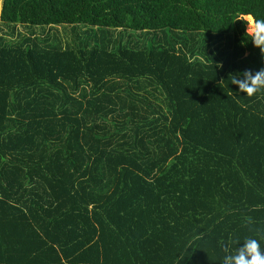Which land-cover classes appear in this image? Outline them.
<instances>
[{
	"label": "trees",
	"instance_id": "obj_1",
	"mask_svg": "<svg viewBox=\"0 0 264 264\" xmlns=\"http://www.w3.org/2000/svg\"><path fill=\"white\" fill-rule=\"evenodd\" d=\"M1 2L0 264H221L264 229V93L231 83L264 0Z\"/></svg>",
	"mask_w": 264,
	"mask_h": 264
},
{
	"label": "clouds",
	"instance_id": "obj_2",
	"mask_svg": "<svg viewBox=\"0 0 264 264\" xmlns=\"http://www.w3.org/2000/svg\"><path fill=\"white\" fill-rule=\"evenodd\" d=\"M237 20L246 23L247 37H251L254 46L261 50L264 54V18H257L252 13L241 15ZM243 78H239L240 76ZM231 83L238 85L239 91L247 94L248 97L256 96L258 93H264V69L256 71L244 70L243 73L232 75ZM255 220L251 216L244 218V226L254 235L245 237L242 246H236L233 251L231 242L224 245L225 255L221 260V264H264V248H262L260 239H264V229L255 227ZM257 236L259 239H257ZM241 240L235 241L236 245Z\"/></svg>",
	"mask_w": 264,
	"mask_h": 264
},
{
	"label": "rangeland",
	"instance_id": "obj_3",
	"mask_svg": "<svg viewBox=\"0 0 264 264\" xmlns=\"http://www.w3.org/2000/svg\"><path fill=\"white\" fill-rule=\"evenodd\" d=\"M1 4H2V2H1V0H0V8H1ZM31 29H35V28H33V27H28V26H27L26 28H24V27L21 28V30H22L23 32H25V33H28ZM60 29H61V30H64L63 27H60ZM66 30L70 33V35H73V34L75 33L72 25H69V27H67Z\"/></svg>",
	"mask_w": 264,
	"mask_h": 264
}]
</instances>
